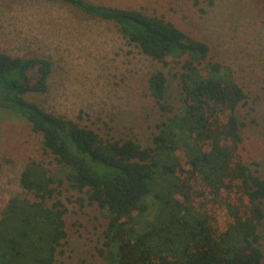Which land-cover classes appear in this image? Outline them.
<instances>
[{"label":"trees","instance_id":"1","mask_svg":"<svg viewBox=\"0 0 264 264\" xmlns=\"http://www.w3.org/2000/svg\"><path fill=\"white\" fill-rule=\"evenodd\" d=\"M18 1L63 4L112 24L152 61L175 63L178 107L168 103L169 81L158 70L148 89L168 116L151 145L104 138L26 99L47 93L49 60L0 51V109L23 118L56 164L52 172L43 161L26 163L19 179L26 195L10 198L1 212L0 264H55L67 238L68 210L57 198L64 182L107 219L103 264H263L264 178L237 155L238 109L248 94L231 67L211 61L205 42L163 17L85 0ZM208 200L220 220L204 208Z\"/></svg>","mask_w":264,"mask_h":264},{"label":"rangeland","instance_id":"2","mask_svg":"<svg viewBox=\"0 0 264 264\" xmlns=\"http://www.w3.org/2000/svg\"><path fill=\"white\" fill-rule=\"evenodd\" d=\"M96 5L140 10L163 17L205 42L209 59L230 66L248 94L238 109L243 143L237 155L264 178V0H85ZM0 51L13 57L44 58L52 64L47 93L26 99L49 113L78 121L104 138L133 139L151 145L167 114L148 89L156 71L168 78V103L177 108L175 63L152 61L129 45L115 27L87 19L78 11L46 1L0 0ZM38 70L30 72L37 77ZM43 161L41 138L19 115L0 109V216L12 197H24L19 179L26 163ZM195 189L201 190L195 184ZM57 198L65 205L67 238L55 264H103L106 217L64 182ZM78 198L85 199L83 204ZM199 201V199H197ZM206 206L220 220L221 213ZM211 214V213H210ZM260 248L264 253V229ZM61 251V252H60ZM264 264V260H263Z\"/></svg>","mask_w":264,"mask_h":264}]
</instances>
